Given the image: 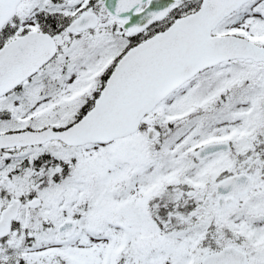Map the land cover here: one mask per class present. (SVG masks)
Listing matches in <instances>:
<instances>
[{"label":"snow or ice","instance_id":"obj_1","mask_svg":"<svg viewBox=\"0 0 264 264\" xmlns=\"http://www.w3.org/2000/svg\"><path fill=\"white\" fill-rule=\"evenodd\" d=\"M0 264H264V0H0Z\"/></svg>","mask_w":264,"mask_h":264}]
</instances>
